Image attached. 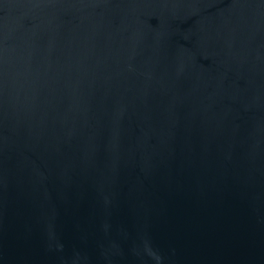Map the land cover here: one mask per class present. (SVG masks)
<instances>
[{
	"label": "water",
	"instance_id": "obj_1",
	"mask_svg": "<svg viewBox=\"0 0 264 264\" xmlns=\"http://www.w3.org/2000/svg\"><path fill=\"white\" fill-rule=\"evenodd\" d=\"M0 264H264V0H0Z\"/></svg>",
	"mask_w": 264,
	"mask_h": 264
}]
</instances>
